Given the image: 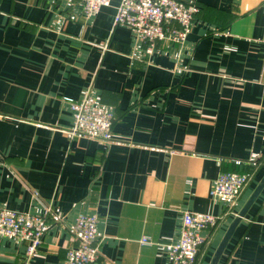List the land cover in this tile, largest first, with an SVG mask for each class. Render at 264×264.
<instances>
[{"label":"crops","instance_id":"1","mask_svg":"<svg viewBox=\"0 0 264 264\" xmlns=\"http://www.w3.org/2000/svg\"><path fill=\"white\" fill-rule=\"evenodd\" d=\"M199 12L181 44L146 55L113 25L111 0H0V210L44 218L40 247L0 237V264H63L82 215L97 217L99 257L167 264L154 245L185 212L221 218L202 232L208 264L264 174V0H182ZM113 111L111 141L69 138L67 99ZM249 173L232 205L212 197L220 172ZM217 264H264V189Z\"/></svg>","mask_w":264,"mask_h":264},{"label":"built area","instance_id":"2","mask_svg":"<svg viewBox=\"0 0 264 264\" xmlns=\"http://www.w3.org/2000/svg\"><path fill=\"white\" fill-rule=\"evenodd\" d=\"M85 17L96 15L111 0H79ZM199 12L195 3L182 0H119L115 7L113 25L129 28L140 40L143 51L150 55L160 43L181 44L186 40ZM71 113L69 138L84 137L103 144L111 141L115 115L110 109L94 103L85 92L78 100L67 99ZM250 175L220 172L210 189L212 197L234 204L250 182ZM221 218L206 213L185 212L175 238L151 242L141 238L143 245H154L157 255H164L167 264H195L200 248L206 244L201 235L219 223ZM46 231L44 218L7 209L0 210V237L21 240L25 255L32 257L40 247ZM74 245L66 249L63 264H112L99 257L97 217H78L73 225Z\"/></svg>","mask_w":264,"mask_h":264},{"label":"water","instance_id":"3","mask_svg":"<svg viewBox=\"0 0 264 264\" xmlns=\"http://www.w3.org/2000/svg\"><path fill=\"white\" fill-rule=\"evenodd\" d=\"M264 189V174L258 181V183L255 185L253 190L250 192L248 197L246 198L244 204L236 214V216L233 218V220L228 225L222 239L220 240L218 246L216 247L210 261L208 264H217L221 255L223 254L231 236L233 235L237 225L240 223V221L246 216L248 210L251 208V206L254 204L262 190Z\"/></svg>","mask_w":264,"mask_h":264},{"label":"trees","instance_id":"4","mask_svg":"<svg viewBox=\"0 0 264 264\" xmlns=\"http://www.w3.org/2000/svg\"><path fill=\"white\" fill-rule=\"evenodd\" d=\"M197 6H198V5H197ZM198 8H199V6H198ZM232 172H233V171H232ZM234 172H236V173H242L241 171H237V170H234ZM251 172H252V171H250L249 173H242V174L250 175ZM203 247H204V246H202V247L200 248V251H199V253H198L197 257H196L195 264H197V262H198V259H199V256H200V253H201Z\"/></svg>","mask_w":264,"mask_h":264}]
</instances>
